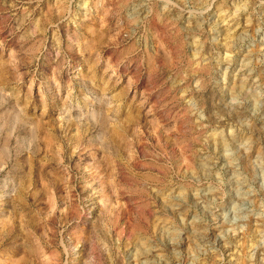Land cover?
I'll list each match as a JSON object with an SVG mask.
<instances>
[{"label": "rangeland", "instance_id": "rangeland-1", "mask_svg": "<svg viewBox=\"0 0 264 264\" xmlns=\"http://www.w3.org/2000/svg\"><path fill=\"white\" fill-rule=\"evenodd\" d=\"M0 264H264V0H0Z\"/></svg>", "mask_w": 264, "mask_h": 264}, {"label": "bare ground", "instance_id": "bare-ground-1", "mask_svg": "<svg viewBox=\"0 0 264 264\" xmlns=\"http://www.w3.org/2000/svg\"><path fill=\"white\" fill-rule=\"evenodd\" d=\"M42 256H43V255H42ZM42 256H41V257H42ZM45 256H46V255H45ZM42 258H43V259H44V258H48V260L46 261V263H50V262H51V260H49L50 257H44V256H43Z\"/></svg>", "mask_w": 264, "mask_h": 264}]
</instances>
